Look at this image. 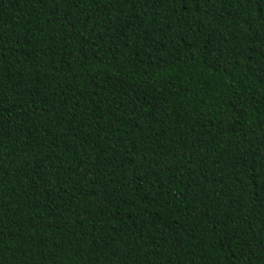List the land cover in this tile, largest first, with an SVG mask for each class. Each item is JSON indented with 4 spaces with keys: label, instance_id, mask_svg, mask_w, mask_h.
Instances as JSON below:
<instances>
[{
    "label": "trees",
    "instance_id": "obj_1",
    "mask_svg": "<svg viewBox=\"0 0 264 264\" xmlns=\"http://www.w3.org/2000/svg\"><path fill=\"white\" fill-rule=\"evenodd\" d=\"M0 264H264V0H0Z\"/></svg>",
    "mask_w": 264,
    "mask_h": 264
}]
</instances>
